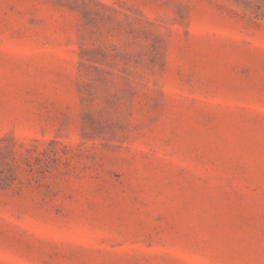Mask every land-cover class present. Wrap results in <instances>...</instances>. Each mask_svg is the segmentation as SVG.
I'll list each match as a JSON object with an SVG mask.
<instances>
[{"label": "rangeland", "instance_id": "1", "mask_svg": "<svg viewBox=\"0 0 264 264\" xmlns=\"http://www.w3.org/2000/svg\"><path fill=\"white\" fill-rule=\"evenodd\" d=\"M0 264H264V0H0Z\"/></svg>", "mask_w": 264, "mask_h": 264}]
</instances>
